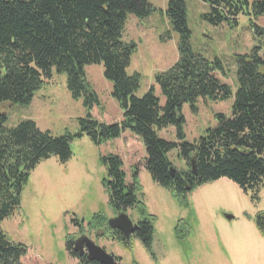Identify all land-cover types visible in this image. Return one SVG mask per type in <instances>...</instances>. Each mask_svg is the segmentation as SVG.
Instances as JSON below:
<instances>
[{
	"label": "trees",
	"instance_id": "obj_1",
	"mask_svg": "<svg viewBox=\"0 0 264 264\" xmlns=\"http://www.w3.org/2000/svg\"><path fill=\"white\" fill-rule=\"evenodd\" d=\"M186 1L170 0L164 11L177 34L178 56L170 68L154 75V82L165 99L160 107L154 87L141 98L135 97L140 75H128L126 70L136 44L121 39L129 15L141 21L156 10L149 0H0V105H28L55 70L66 75L72 98L83 97V105L90 109L98 101L87 82L84 67L100 64L103 77L112 84L111 95L122 112L121 120L112 124L100 123L88 113L78 121L77 133L62 136L40 131L31 120L5 128L6 115L0 112V222L19 207L23 187L42 160L55 157L63 164L72 155L70 143L74 138L87 136L100 146L118 138L125 130L141 139L145 170L150 178L184 208L188 207V192L221 178L244 192L250 191L251 199L258 201L259 190L264 186V59L258 55V48L237 57V89L230 116L216 114V126L206 129L192 143L169 142L156 134V130L173 126L178 138L183 139L184 121L180 113L183 105L187 104L195 113L199 98L224 101L231 96L230 86L213 75L215 70H223L221 62L209 61L191 49ZM201 1L208 6L201 19L213 26L222 23L235 26L240 15L253 19L264 15V0ZM251 26L257 34L263 33L252 22ZM173 149L185 162L186 171L170 172L168 153ZM191 159L195 174L190 170ZM100 162L106 172L103 188L108 205L116 215L137 210L138 230L133 236L149 248L155 218L138 200V171H133L126 182L119 157L103 156ZM255 222L264 235V214L259 213ZM92 223L94 228L105 227L113 240L129 247V240L120 231L110 229L104 216L94 215L87 225ZM175 233L182 238L179 225ZM73 248L74 240L68 236L65 249L70 257L78 264H98ZM25 251L23 245L8 241L0 230V264H20Z\"/></svg>",
	"mask_w": 264,
	"mask_h": 264
},
{
	"label": "rangeland",
	"instance_id": "obj_2",
	"mask_svg": "<svg viewBox=\"0 0 264 264\" xmlns=\"http://www.w3.org/2000/svg\"><path fill=\"white\" fill-rule=\"evenodd\" d=\"M169 1L149 0L156 10L144 20L129 15L121 38L125 43L136 44L126 70L128 75H140L135 97L141 98L154 87L160 107L164 106L165 99L154 82V75L170 68L178 56L177 34L164 14ZM185 7L192 51L209 61L221 62L223 70H215L213 75L230 86L231 96L224 101L199 98L195 113L187 104L183 105L180 110L184 121L183 139L178 138L173 126L156 130L159 138L174 143H192L206 129L216 126V114L231 115L237 89L238 56L258 48V55L264 59V15L256 19L240 15L235 26L227 23L213 26L201 19L208 11L204 2L187 0ZM251 22L257 29H263V33L257 34ZM84 73L97 96L98 102L92 108L83 105V97L72 98L66 75L52 70L51 78L28 105H0V112L6 115L4 127L13 128L23 120H31L40 131L62 136L77 133L78 121L88 113L100 123L119 122L122 112L111 95V82L103 77L102 65L85 66ZM70 149L72 155L67 162L61 164L50 157L35 167L23 187L19 207L0 222V230L8 241L26 249L20 264H78L66 252L68 236L74 242L81 237L91 240L117 258V264H264V235L255 222L259 213L264 214V186L259 190L258 201H254L250 191L244 192L226 178L206 182L188 192V207L184 208L177 198L150 178L145 170L143 143L129 130L100 146L94 145L87 136L74 138ZM108 155L120 158L126 182L130 181L133 171H138V200L155 218L149 248L133 235L129 247H124L110 237L105 227L87 225L96 214L104 216L107 222L116 216L103 188L106 172L100 157ZM168 159L172 169L187 170L176 149L168 153ZM124 213L132 223L137 221V210ZM226 215L230 216L229 220ZM177 225L182 230L181 239L175 233Z\"/></svg>",
	"mask_w": 264,
	"mask_h": 264
},
{
	"label": "water",
	"instance_id": "obj_3",
	"mask_svg": "<svg viewBox=\"0 0 264 264\" xmlns=\"http://www.w3.org/2000/svg\"><path fill=\"white\" fill-rule=\"evenodd\" d=\"M190 170L193 174H195V165L194 160L192 159L190 161ZM173 171L174 169L171 168L170 172L173 173ZM226 218L229 220L230 216L226 215ZM107 226L110 229L120 231L127 241L137 229V226L134 225L129 217L123 212L108 220ZM78 248H82V251L79 254L82 255L85 253L90 261L97 262L98 264H117L113 256L107 254L102 248L95 245L91 240L85 237H81L76 241L74 251L78 252Z\"/></svg>",
	"mask_w": 264,
	"mask_h": 264
},
{
	"label": "flooded vegetation",
	"instance_id": "obj_4",
	"mask_svg": "<svg viewBox=\"0 0 264 264\" xmlns=\"http://www.w3.org/2000/svg\"><path fill=\"white\" fill-rule=\"evenodd\" d=\"M133 224L137 226V229L134 231V233H135V232L138 230V223H137V221H136V222H134ZM134 233H133V234H134ZM133 234H132V235H133ZM132 235H131V236H132ZM131 236H130V237H131ZM83 238H84V237H83ZM75 245H76V241L74 242V248H75ZM74 248H73V249H74ZM77 250H78L77 253L79 254V253H81L82 248H78ZM83 254H84V253H83ZM79 255H80V254H79Z\"/></svg>",
	"mask_w": 264,
	"mask_h": 264
},
{
	"label": "crops",
	"instance_id": "obj_5",
	"mask_svg": "<svg viewBox=\"0 0 264 264\" xmlns=\"http://www.w3.org/2000/svg\"><path fill=\"white\" fill-rule=\"evenodd\" d=\"M130 65V64H129Z\"/></svg>",
	"mask_w": 264,
	"mask_h": 264
}]
</instances>
